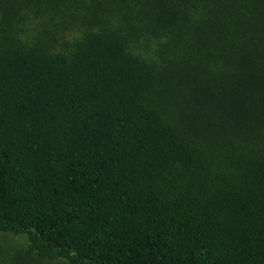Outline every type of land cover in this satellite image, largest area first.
I'll return each mask as SVG.
<instances>
[{
  "label": "trees",
  "instance_id": "16d2710c",
  "mask_svg": "<svg viewBox=\"0 0 264 264\" xmlns=\"http://www.w3.org/2000/svg\"><path fill=\"white\" fill-rule=\"evenodd\" d=\"M0 233L264 264V0H0Z\"/></svg>",
  "mask_w": 264,
  "mask_h": 264
},
{
  "label": "rangeland",
  "instance_id": "374dc122",
  "mask_svg": "<svg viewBox=\"0 0 264 264\" xmlns=\"http://www.w3.org/2000/svg\"><path fill=\"white\" fill-rule=\"evenodd\" d=\"M28 240L26 235L0 233V264H68L65 259L32 261L24 263L19 260L20 251L26 249Z\"/></svg>",
  "mask_w": 264,
  "mask_h": 264
}]
</instances>
